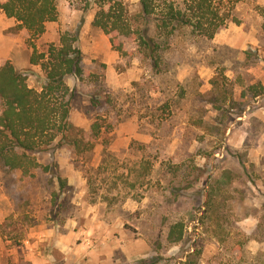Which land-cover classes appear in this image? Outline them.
Wrapping results in <instances>:
<instances>
[{"label":"rangeland","instance_id":"374dc122","mask_svg":"<svg viewBox=\"0 0 264 264\" xmlns=\"http://www.w3.org/2000/svg\"><path fill=\"white\" fill-rule=\"evenodd\" d=\"M94 1L56 0L38 37L0 11V65L32 69L30 86L42 81L34 51L76 34L84 53L83 80L68 79L67 142L36 153L31 176L0 167V264L33 244L57 264L62 245L70 264H264V0H225L229 21L212 39L177 31L160 72L137 35L113 47L93 25ZM113 1L142 26L139 0ZM178 223L184 239L173 243Z\"/></svg>","mask_w":264,"mask_h":264},{"label":"trees","instance_id":"16d2710c","mask_svg":"<svg viewBox=\"0 0 264 264\" xmlns=\"http://www.w3.org/2000/svg\"><path fill=\"white\" fill-rule=\"evenodd\" d=\"M224 1L139 0L142 26L132 29L126 19L123 21V5L113 0H95L99 10L93 25L121 52L124 49L118 36L137 35L139 49L150 59L153 70L160 72L161 53L177 31L190 28L197 36L212 39L226 25L229 19L223 10ZM0 10L17 22V29L36 37L58 16L56 0H0ZM79 43L76 34H64L60 46H51L47 53L31 54L30 64L43 71L38 88L28 83L35 74L32 69L18 70L9 60L0 65V167L4 170H20L31 176L39 167L36 153L49 152L67 142L77 96L68 79L75 77L81 82L84 77V53ZM91 103L94 107L101 105L94 96ZM91 128L97 137L101 132L98 121ZM262 236L260 242L264 244V232ZM168 239L182 242L183 224H175Z\"/></svg>","mask_w":264,"mask_h":264},{"label":"crops","instance_id":"0c3cea01","mask_svg":"<svg viewBox=\"0 0 264 264\" xmlns=\"http://www.w3.org/2000/svg\"><path fill=\"white\" fill-rule=\"evenodd\" d=\"M1 12H3L2 10H0ZM71 236V233H70ZM61 244V239L57 238V245L60 246ZM61 249L60 252H62L65 256L63 257V260L67 263L66 264H70L72 258V249L70 247H66L65 245L62 247H60ZM50 250H44V249H40L38 246H36L35 244L33 245H28L25 247L24 251H23V255H24V260H22L21 262L16 259L15 264H23V262L25 264H57L58 261L55 257L54 254L50 253Z\"/></svg>","mask_w":264,"mask_h":264}]
</instances>
